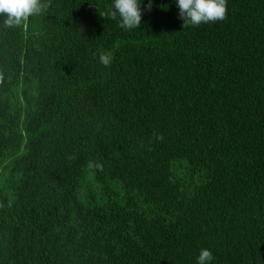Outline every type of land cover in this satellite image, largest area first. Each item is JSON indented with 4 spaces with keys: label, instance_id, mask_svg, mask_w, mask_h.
Listing matches in <instances>:
<instances>
[{
    "label": "trees",
    "instance_id": "obj_1",
    "mask_svg": "<svg viewBox=\"0 0 264 264\" xmlns=\"http://www.w3.org/2000/svg\"><path fill=\"white\" fill-rule=\"evenodd\" d=\"M42 2L0 23V264H264V0Z\"/></svg>",
    "mask_w": 264,
    "mask_h": 264
},
{
    "label": "clouds",
    "instance_id": "obj_2",
    "mask_svg": "<svg viewBox=\"0 0 264 264\" xmlns=\"http://www.w3.org/2000/svg\"><path fill=\"white\" fill-rule=\"evenodd\" d=\"M143 5V7H142ZM178 18L186 24L198 26L202 23L223 21L227 13V0H175ZM48 3L42 0H0V23L7 28L18 27L30 16L46 11ZM153 0H111V8L106 13L109 19L119 17L120 26L132 30L140 27L145 11H151ZM101 64L107 66L112 61V54L101 51ZM214 257L208 248L199 251L196 264H212Z\"/></svg>",
    "mask_w": 264,
    "mask_h": 264
}]
</instances>
